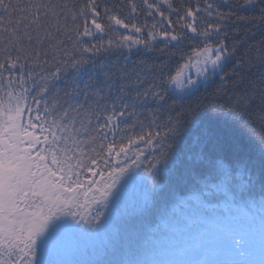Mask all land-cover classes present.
<instances>
[{
    "label": "snow or ice",
    "instance_id": "snow-or-ice-1",
    "mask_svg": "<svg viewBox=\"0 0 264 264\" xmlns=\"http://www.w3.org/2000/svg\"><path fill=\"white\" fill-rule=\"evenodd\" d=\"M141 3L147 16L161 18L159 28L170 30L125 23L118 11L121 5H105L107 23H101L97 0H0V264H92L72 258L76 241L107 226L130 184L145 185L142 205L152 207L162 187L159 176L167 175L180 156L183 128L178 117H168L163 134H123L142 128L140 117L145 113L150 126H158L151 106L162 107L170 95L184 100L212 78L225 79L222 73L235 48L230 52L226 36L220 37L230 19H247L238 12L258 11L260 16L251 19L264 21V0H241L234 6L226 0H204L202 6L197 2L185 7L183 15L172 0ZM222 6L232 10L222 12ZM127 7L129 15L138 11L136 0H128ZM173 13L179 32L173 27ZM118 27L138 35L99 46L84 44ZM186 33L201 46L193 48L174 75L165 76L163 68L137 67L127 56L107 71L94 64L90 69L84 58L118 55L124 48L130 53L134 45L149 49L157 39L176 46ZM193 62L195 79L185 71ZM69 73L75 90L65 93L63 100L52 97L49 85ZM257 93L264 121V74L235 97L228 116L236 123L242 120L257 102ZM199 110L198 106L191 113L195 125L200 123ZM203 136L205 142L220 146L232 139L228 128L205 127ZM141 143L159 154L146 156L138 147ZM231 146L241 150L238 143ZM200 160L201 170L192 174L197 207L185 213L180 210L189 207L188 201H175L177 214L169 217L165 232L134 233L130 258L99 264H264V161L257 184L243 168L220 158L209 155ZM216 194L239 215H215L216 206L208 198Z\"/></svg>",
    "mask_w": 264,
    "mask_h": 264
},
{
    "label": "trees",
    "instance_id": "trees-1",
    "mask_svg": "<svg viewBox=\"0 0 264 264\" xmlns=\"http://www.w3.org/2000/svg\"><path fill=\"white\" fill-rule=\"evenodd\" d=\"M78 3H83V0H77ZM155 2V0H150ZM197 2L201 4L204 0H172L173 6L180 9V14L183 15L185 7H195ZM241 0H226L228 5H236ZM100 5L98 11L101 12V23H107L103 19V8L107 5L112 8L113 5H121L119 14L125 20V23L136 24L138 27L145 25L151 29L153 24L157 25L156 31L170 30L165 26L163 29L159 25L163 23L160 17L146 15L145 9L141 0H136L138 11L136 14L129 15L127 7L128 0H97ZM229 7L222 6L221 11L228 13L231 11ZM165 16L170 13L165 7H161ZM237 16L246 17V20L230 19L224 25V31L221 33L220 39H225L231 52L235 48V54L232 60L225 65L224 80L220 76L212 78L205 86L200 87L199 91L187 99L181 100L174 95L167 98V102L159 107L152 105V109L156 113L157 125L150 126L149 114L145 113L140 117L141 127H136L131 133L125 132L123 135H142L146 131L156 132L161 134L165 131L167 119L172 116L174 119L179 118V122L183 128L182 138L180 140V156L178 163L173 169L169 170L167 175L159 176V182L162 187L153 196L154 204L150 208H144L142 205L145 185L141 183L130 184L125 193L130 189L133 190L131 194H127L123 198L119 210L112 216L111 221L100 232L82 238L79 241L78 247L74 248L73 259H78L85 262H92V264H99V262L106 261H123L130 258L135 245L134 233L148 236L156 230L159 233L165 232L166 224L170 216L177 213L173 212L174 202L179 200H187L190 208L197 207L195 200L198 193L192 190L193 173L201 170V157L211 155L213 158H220L226 164L234 168H243L250 173L254 178H258L261 172V162L264 161V121H261V108L259 104V94L256 96V103L251 106V109L244 115L242 120L237 119L238 123L234 122L227 112L231 106V102L236 96L241 95L245 89L250 87L260 74H264V67H260V59L264 56V21L260 19L252 20V17H259L260 13L255 12H238ZM173 27L179 32L180 28L177 24V17L171 14ZM200 20L207 22L204 16L199 17ZM91 20V17H89ZM251 21V22H250ZM89 27L91 25L89 24ZM131 35L136 36L131 29L125 30L121 27L114 30L107 31L106 34H98L92 39H86L84 44L91 46L96 44H106L109 39L115 41L119 37ZM141 39L148 40L147 34H139ZM186 38L183 39L176 46L167 44L161 39H157L150 45L149 49H145L143 45H134L129 53L127 48L120 50L118 55L100 53L92 58L85 55V59L89 61L88 67L91 69L94 64L97 69L107 71L109 67L119 63H124V57L135 64L137 67H144L146 69L155 68L159 71L161 68L165 71V76L169 73L175 74V71L180 65L184 64L189 56L192 55L193 48L201 46L200 40L192 39L187 33ZM215 43V41H213ZM175 43V42H173ZM241 64V68H237V64ZM131 67V65H129ZM193 79L197 72V67L193 62L190 69H185ZM234 72L237 73L234 75ZM149 80L151 77H148ZM74 76L69 73L62 76L60 80L50 84L49 88L52 97H59L61 100L65 97V93L74 91ZM84 82H88V76L82 77ZM80 88H83V83L75 81ZM147 88V84L144 86ZM143 89H141L142 91ZM135 93L133 92V95ZM51 98V97H50ZM212 103V109H205L204 105ZM200 107L198 115L199 125L193 123L192 112ZM139 111V109H137ZM123 127V126H122ZM207 127L209 131L228 128L231 132V141L223 146L214 145L212 142H205L203 130ZM235 143L241 145V150L236 151L231 146ZM140 149L145 152L146 156L153 154L158 155V150L148 148L145 144L138 145ZM258 192V188H257ZM208 202L217 207L215 210L222 216L230 214L239 215V213L226 204L224 198L220 194L209 197ZM180 211L187 212L186 208Z\"/></svg>",
    "mask_w": 264,
    "mask_h": 264
},
{
    "label": "rangeland",
    "instance_id": "rangeland-1",
    "mask_svg": "<svg viewBox=\"0 0 264 264\" xmlns=\"http://www.w3.org/2000/svg\"><path fill=\"white\" fill-rule=\"evenodd\" d=\"M89 176L91 175L90 173L88 174ZM133 192V190L132 189H130V191L128 192V193H125L124 194V197H126V195L127 194H131ZM123 197V198H124ZM193 199L192 198H188L187 199V201H192ZM187 209V212L186 213H190L191 212V208H190V205H189V207L188 208H186ZM217 209V207H215V210ZM215 215H218V216H220V217H223V218H230V217H232V216H238V215H235V214H230V215H228V216H222V215H220L219 214V212L218 211H216L215 212ZM79 241H80V239H78L77 241H76V243H75V246H74V248L77 246L78 247V245H79Z\"/></svg>",
    "mask_w": 264,
    "mask_h": 264
}]
</instances>
